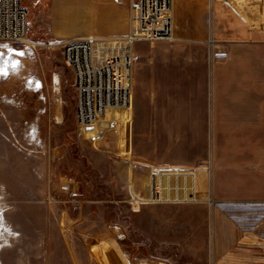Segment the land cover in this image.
I'll list each match as a JSON object with an SVG mask.
<instances>
[{
  "label": "rangeland",
  "instance_id": "obj_1",
  "mask_svg": "<svg viewBox=\"0 0 264 264\" xmlns=\"http://www.w3.org/2000/svg\"><path fill=\"white\" fill-rule=\"evenodd\" d=\"M23 1L29 40H0V264H264L261 23L135 43L130 105L82 126L72 68L32 41L117 51L130 0Z\"/></svg>",
  "mask_w": 264,
  "mask_h": 264
},
{
  "label": "built area",
  "instance_id": "obj_2",
  "mask_svg": "<svg viewBox=\"0 0 264 264\" xmlns=\"http://www.w3.org/2000/svg\"><path fill=\"white\" fill-rule=\"evenodd\" d=\"M130 27L119 39L117 51L100 53L98 35L44 41L34 46L60 49L74 73L77 93L76 118L89 126L111 109L127 108L134 90L135 59L129 47L139 41H174L173 0H130ZM31 31L30 14L23 0H0V40L26 42ZM221 264V263H218Z\"/></svg>",
  "mask_w": 264,
  "mask_h": 264
},
{
  "label": "crops",
  "instance_id": "obj_3",
  "mask_svg": "<svg viewBox=\"0 0 264 264\" xmlns=\"http://www.w3.org/2000/svg\"><path fill=\"white\" fill-rule=\"evenodd\" d=\"M257 21L264 36V0H173L174 35L189 44L206 43L209 37L222 42L255 37ZM114 116L110 114L104 125Z\"/></svg>",
  "mask_w": 264,
  "mask_h": 264
},
{
  "label": "bare ground",
  "instance_id": "obj_4",
  "mask_svg": "<svg viewBox=\"0 0 264 264\" xmlns=\"http://www.w3.org/2000/svg\"><path fill=\"white\" fill-rule=\"evenodd\" d=\"M92 35H94V34H92ZM96 46H100V47H101V46H102V44H100V43H97V44H96ZM108 113H109V111H108Z\"/></svg>",
  "mask_w": 264,
  "mask_h": 264
}]
</instances>
